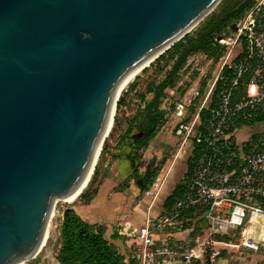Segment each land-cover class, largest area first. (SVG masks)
<instances>
[{
    "label": "water",
    "instance_id": "obj_1",
    "mask_svg": "<svg viewBox=\"0 0 264 264\" xmlns=\"http://www.w3.org/2000/svg\"><path fill=\"white\" fill-rule=\"evenodd\" d=\"M222 1L0 0V264L93 174L123 81Z\"/></svg>",
    "mask_w": 264,
    "mask_h": 264
},
{
    "label": "rangeland",
    "instance_id": "obj_2",
    "mask_svg": "<svg viewBox=\"0 0 264 264\" xmlns=\"http://www.w3.org/2000/svg\"><path fill=\"white\" fill-rule=\"evenodd\" d=\"M261 1L255 0L254 6L245 12L242 21L260 5ZM219 9L217 7L212 13L218 12ZM257 17L264 19V10L257 13ZM204 21L205 19L188 34L195 33ZM232 33L230 28H226L224 31L225 36L230 39L235 37ZM227 51L226 48L225 56ZM225 56L218 62L207 58L203 53H195L190 56L179 82L173 89L167 91L166 98L169 100L165 106H163L165 98L162 100L165 123L145 148L134 149L135 141L142 136L139 127L135 124L143 107L142 96L146 95L147 85L160 79L163 74L161 72L163 64L157 63L156 58L122 88L116 102L112 125L103 142L87 187L71 203L64 200L56 201L54 214L49 221L48 238L45 245L34 258L24 264H60L58 254L61 247V225L64 211L66 209L75 210V207L87 205L86 199L82 200L81 195L83 193L92 194L95 189L99 190V187L108 179L111 180L112 185L108 186L106 194L109 199L111 198L110 200L116 199L118 204L115 209L116 222L109 225L107 231L110 237L117 239L115 246L124 255L126 263L182 264L183 253L196 245L197 242L199 243L209 232L204 210L196 208L191 214H187L180 212L179 207L175 204L170 209H165L163 204L180 180L184 185H188L192 179L193 172L188 174L187 168L188 159L195 147L194 135L201 125L200 120L196 121L197 111L203 105ZM129 129L132 130L130 135L127 134ZM180 129L183 132L179 135ZM247 132L249 131L240 130L237 134L238 140L236 139V141L240 147H244L243 145L246 143V138L250 134ZM134 163L139 165L140 179L134 178ZM96 168L97 173L95 174ZM151 170L156 171V176L151 183H147V186L143 188ZM93 178L94 181L91 183ZM180 200L181 198L178 202ZM185 202L186 200L182 201V206L185 205ZM151 207H155V210L149 214ZM218 208L225 211L229 209V204L222 202ZM148 215H151L155 221L166 217L169 220L164 221L161 227L155 229L152 245L147 250L150 256L147 257L146 262H143L144 244L119 234L118 228L120 229L124 223L127 224L126 222L122 223L121 218H124L125 221L130 219L129 222L137 218L136 221H133L132 226H137L140 231H143ZM255 216L256 214L252 211L250 220L255 225L254 227H249L248 219H246L242 225L230 230L229 239L233 241L230 246L231 258L224 250L225 253L221 252L219 255V261L216 259L214 263L210 264H264V243L260 246H253L246 241L247 237L254 238L256 234H260V230L256 226L260 222L255 221ZM139 217L141 220L138 219ZM98 226L104 228L103 225L98 224ZM259 227L263 229L264 233V226ZM218 247L222 251V246ZM207 251L209 252V250Z\"/></svg>",
    "mask_w": 264,
    "mask_h": 264
},
{
    "label": "built area",
    "instance_id": "obj_3",
    "mask_svg": "<svg viewBox=\"0 0 264 264\" xmlns=\"http://www.w3.org/2000/svg\"><path fill=\"white\" fill-rule=\"evenodd\" d=\"M262 6L264 0L244 21L231 26L233 39L225 34L219 37L228 51L197 115L200 119V111L208 108L205 126L201 124L194 135V144H205V149L195 161L192 179L179 196L180 202L178 198L174 203L187 214L203 208L209 232L183 253L182 264L214 263L220 252L212 245L211 236L228 234L242 225L252 211L264 213V24L257 17L264 10ZM236 46L239 50L235 53ZM240 55L244 56L237 60ZM224 67L233 74L231 79L223 75ZM248 72L252 75L247 81ZM219 80L223 83L218 88ZM168 100L164 99L163 106ZM240 130L250 132L244 147L236 141ZM182 132L180 129L178 134ZM222 202H227L229 209L220 210ZM168 220L166 217L155 221L148 215L143 231L123 224L119 234L144 244L146 262L155 229Z\"/></svg>",
    "mask_w": 264,
    "mask_h": 264
},
{
    "label": "trees",
    "instance_id": "obj_4",
    "mask_svg": "<svg viewBox=\"0 0 264 264\" xmlns=\"http://www.w3.org/2000/svg\"><path fill=\"white\" fill-rule=\"evenodd\" d=\"M243 1L223 0L218 6L220 8L219 11L209 15L195 33L186 34L180 41L157 58V63L163 64L161 70L163 74L160 79L154 80L147 85L146 95L142 96L143 107L135 124L139 127L142 136L135 141L134 149L147 147L156 136L160 127L165 123L164 113L161 110L162 100L166 98L167 90L174 88L179 82L190 56L195 53H203L214 62H218L225 56L226 46L220 41L219 37L224 34L226 28H231L234 23L242 21L245 12L255 4V0ZM258 21L264 24V19L258 18ZM243 56L240 55L237 60ZM222 71L223 75L228 79L233 77L227 67H224ZM251 75V72L245 75L247 81ZM222 83L223 81H218V88ZM218 88L214 95L217 94ZM208 115V108H203L200 111L202 127L205 126ZM131 133L132 130L129 129L127 134L130 135ZM204 149L205 144L195 145L194 151L188 159V174L192 172L195 161ZM134 166V178L140 179L138 174L139 165L134 163ZM155 176V170L149 171L143 188L147 186V183H151ZM93 181L94 178L91 183ZM184 187L183 181H180L175 186L163 204L165 209H170L173 206L176 199L183 193ZM97 193L98 189H95L92 194L83 193L81 198L82 200L86 199L85 202L88 204ZM188 212L191 214L192 210ZM58 260L60 264H127L124 255L120 253L113 242L106 238L105 229L97 224L88 223L74 209H66L64 211Z\"/></svg>",
    "mask_w": 264,
    "mask_h": 264
},
{
    "label": "crops",
    "instance_id": "obj_5",
    "mask_svg": "<svg viewBox=\"0 0 264 264\" xmlns=\"http://www.w3.org/2000/svg\"><path fill=\"white\" fill-rule=\"evenodd\" d=\"M238 50H239V48H238V46H236L235 47V53ZM235 53L233 54V56L231 58H234ZM171 89H173V88H171ZM171 89H168V90H171ZM198 113H199V110L197 111V115H198ZM198 120H200V119L196 118V121H198ZM247 133H249V132H247ZM111 185H112L111 180H109V179L106 180L99 187L98 194L92 200V202H90V204H87V205H82L81 207H75V211L82 219H84L88 223L103 225L105 230H106V232H105L106 238L109 239L111 242H113L115 245H117V239L114 237H110L109 232L107 231V228H109V225L115 224V222H116L115 209H116V204H118L116 202V199L110 200L111 198L109 199V197L106 194L108 186L110 187ZM153 210H155V207L154 208L151 207L149 214H152ZM255 217H256L255 221L257 220L260 222V224H258V225L264 226V213L260 212V213L256 214ZM138 219L141 220V217H139ZM128 220H130V219H126V221H125L124 218H121L122 223L126 222L127 224H131V225H133V221H136L137 218L133 221L131 220V222H129ZM255 221H253V222L255 223ZM248 225H249V227L255 226L251 223L250 217L248 218ZM258 225H256V226H257V229L260 230L259 231L260 234H258V235L256 234L254 236V238H248V237L246 238L247 243L248 244L251 243L253 246H260V245H262V243H264V241H262V240H264L263 229L260 228ZM136 228H138V227L136 226ZM118 232H119V228H118ZM230 232L228 234H214V235H212L211 236V242H212V245H214L215 248L220 252V254H221V252H222V254L225 253L224 250H226V253L231 258L232 250L230 249V246L232 245L233 241L229 239ZM253 235H254V233H253ZM218 246H222V251H221L220 247H218ZM219 259H220V256H218L217 260L219 261Z\"/></svg>",
    "mask_w": 264,
    "mask_h": 264
},
{
    "label": "bare ground",
    "instance_id": "obj_6",
    "mask_svg": "<svg viewBox=\"0 0 264 264\" xmlns=\"http://www.w3.org/2000/svg\"><path fill=\"white\" fill-rule=\"evenodd\" d=\"M196 27V26H195ZM194 27V28H195ZM193 28V29H194ZM154 60V58H152V59H150V60H148L147 62H145L144 64H142L140 67H138L136 70H134L124 81H123V83L121 84V86H120V88H119V90H118V93L120 94V91L122 90V88H124V86L125 85H127L128 83H130L133 79H134V77L142 70V69H144L146 66H148L152 61ZM111 125H112V123H110V125H109V128H108V132H109V130H110V127H111ZM91 175H92V172H90L89 173V175H88V177L86 178V180L84 181V183L82 184V186L79 188V190L76 192V193H74L72 196H70L69 198H67V199H62V200H64V201H66V202H68V203H71V202H73V201H75L78 197H79V195L82 193V191L87 187V185H88V183H89V181H90V178H91ZM255 214H258V213H260V212H258V211H253ZM54 214V211H52V215ZM52 215H51V217H52ZM51 219V218H50ZM47 229H48V227H47ZM46 229V231H45V233H44V236H43V239H42V241H41V244H40V246H39V248H38V250H37V252L30 258V259H32V258H34L40 251H41V249L43 248V246L45 245V242H46V240H47V238H48V230ZM29 259V260H30ZM29 260H27V261H29ZM27 261H25V262H23V263H20V264H24V263H26Z\"/></svg>",
    "mask_w": 264,
    "mask_h": 264
}]
</instances>
